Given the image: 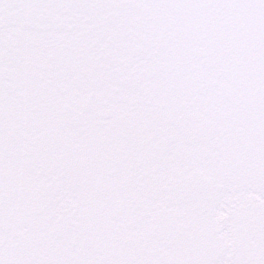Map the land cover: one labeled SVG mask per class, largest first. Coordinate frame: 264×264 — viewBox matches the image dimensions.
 <instances>
[{"label":"snow or ice","instance_id":"1","mask_svg":"<svg viewBox=\"0 0 264 264\" xmlns=\"http://www.w3.org/2000/svg\"><path fill=\"white\" fill-rule=\"evenodd\" d=\"M0 264H264V0H0Z\"/></svg>","mask_w":264,"mask_h":264}]
</instances>
